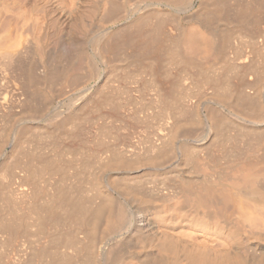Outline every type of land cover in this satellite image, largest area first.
I'll use <instances>...</instances> for the list:
<instances>
[{
	"label": "bare ground",
	"instance_id": "6f19581e",
	"mask_svg": "<svg viewBox=\"0 0 264 264\" xmlns=\"http://www.w3.org/2000/svg\"><path fill=\"white\" fill-rule=\"evenodd\" d=\"M238 30L249 35L264 30V0H0V113L14 119L13 141L30 126L49 132L54 127L49 116L68 123L93 101L96 85L128 64L150 70L167 95L168 78L160 79V68L177 57L189 68L190 62H220ZM247 49L229 56L234 61L225 72L202 77L211 92L192 102L190 115L196 116L188 119L187 104V113L184 106L178 120L166 121L169 133L160 127L150 156L134 161L116 155L101 165L94 205L56 189L33 208L44 235L35 257L79 229L82 238L76 245L73 240L77 258L68 252L59 263L54 255L50 261L264 264V76ZM200 64L194 67L205 70ZM234 71L240 73L237 80ZM69 91L77 93L70 101L75 107L62 118L56 106ZM230 127L235 134L223 133ZM109 169L113 176L105 174ZM147 177L157 179L152 178L154 199L143 192ZM28 185L19 192H31Z\"/></svg>",
	"mask_w": 264,
	"mask_h": 264
},
{
	"label": "rangeland",
	"instance_id": "374dc122",
	"mask_svg": "<svg viewBox=\"0 0 264 264\" xmlns=\"http://www.w3.org/2000/svg\"><path fill=\"white\" fill-rule=\"evenodd\" d=\"M245 32L246 31L238 30L230 35L231 37L229 38L226 47L228 53L222 57L223 59H221L220 62L213 60L204 64L200 61L202 66L206 65L205 70L203 69L199 71L202 68H196L197 65L200 64L199 62H196V64L195 62H190L192 63V65L189 64L191 67L196 66L194 68L190 67V69L186 66L188 63L180 62V59L177 60L178 57L176 58V62H173L174 64L169 68L167 65L165 66L164 64H161V67L163 65L165 68H160L161 71L159 77L160 79L164 78L166 80L168 78V92H172L168 93V96L162 94L163 91L161 88L159 89V85L157 84V86L151 79V76L149 75L150 70L148 71V74L146 73L147 70H145V68L141 67L142 70L140 69V71L138 65L137 67L136 65L130 66L131 64H128L127 66L116 67V70L113 69L112 72L109 73L106 81L100 82L98 87L96 85L93 101L83 107V109L79 111L80 113H76V115H74L75 117H71L72 119L70 118V120L69 118L66 119L69 121L68 123L64 120V123L62 122V124L61 116H49L52 118L51 120L54 126L49 132H45L42 130L43 128L38 127V130H36V127L32 128L33 126H30L29 128H32V131L30 130L28 132V128L22 134L23 136L21 135L18 137V139L21 138L20 140L17 139L18 141H13L17 138L16 133L13 131L14 134L12 135L11 133L13 132L10 131L14 124V121H12L14 119L11 116L9 117V115L5 118L7 114L3 113V115H1L2 113H0V116L2 117H0V264H58L59 261L64 259L62 257H65L68 252L76 259L77 255L80 253L75 246L76 241L78 242L79 237L82 236L79 229H77V233L73 230L75 232L72 231L73 233L70 235L65 234L64 239L62 242L58 243V245L51 244L52 247L50 245V248H48L49 251L44 254L45 257L44 255L42 258L40 257V259L35 257V250H37L38 246L44 240V235H42L43 231L41 232L38 224L39 222L37 221L38 219L36 218L38 213L36 214V212H34L36 210L33 208H39L42 205L41 203H43L45 199H49L56 189H60V191H64V193L68 190L69 192L66 191V194L68 193L69 195L72 192L70 194L71 196L74 195V197H79V199L84 201L87 200V203L94 205L95 202L98 201L99 195L95 194L97 190H95L96 187L93 183L96 178L95 175L102 173L99 171L104 169L101 165L105 164L108 159H113L116 155L134 161L136 159L144 160L146 157L150 156L153 152L149 147L152 141L156 139V136L158 137L157 133L161 131H158L160 127L163 128L162 131H164V133H167V129L164 130V123L166 121L173 122L175 119L178 120L179 117L182 116L181 112L185 107V111L183 112L187 113V109L191 106L194 107L195 105L192 102H198L199 99L211 92V86L209 88V85H204L205 83L203 79L209 77L208 75H215L219 71L225 72V69L227 70L226 66L228 67L229 65H232L234 61L229 58L233 53L241 55L243 50L248 48L247 50L250 51L249 56H251L252 53L251 57L253 58V61L257 64L259 63L258 67L261 68L260 71L262 72V76H264V43H257L258 39H264V30L261 32L259 31L258 34L254 33V35H251V33L249 35ZM254 43L255 45H253ZM192 61L195 60L192 59ZM211 63H215L216 65L214 64L213 66ZM183 64L184 67H182ZM208 64L210 65L209 67H207ZM185 66L189 69H185ZM207 70L208 72L210 71V73H208ZM161 72L163 74H161ZM235 73L236 72L234 71V74L231 75L233 80L240 78V73ZM228 74L232 73L230 72ZM198 80L203 81L200 83L204 86H201L200 83V86H198ZM190 87L191 89H189ZM239 88L244 89L241 87ZM206 89H208V91ZM67 95L68 96L65 95L64 101L56 106L57 110L61 109L60 111L63 114L62 118L73 109L71 107H75L70 101H72V98H74L77 93H70L69 91V93L67 92ZM69 96L71 97V100H69ZM180 96H183V99ZM188 98H191V100H188ZM160 103L161 105H159ZM61 104L64 105L62 106ZM193 107H191L192 110L190 109L191 112L189 110L188 115L186 114L187 117L189 116L188 119L196 116L193 115L195 114ZM176 108L179 109V111ZM167 110L171 112L169 113ZM191 113H193V116L190 115ZM179 114L181 115L179 116ZM50 115L52 114L50 113ZM56 117L60 121L59 122L57 119L56 122L58 121L59 125L62 124V129L58 124L56 125ZM195 118L196 117L193 119ZM10 123H12V125H9ZM226 128L225 131L227 132H224L223 129V133H226L227 135L235 134L234 129L230 127L232 130H230V128H228V130ZM6 131H10V135L7 134L8 132ZM26 132L27 134H25ZM226 134H224L225 137ZM147 136L148 138H146ZM164 138H167V135L166 137L164 136ZM146 148H149V150ZM6 153L10 154L7 156ZM112 156L114 157L112 158ZM147 170L152 171L151 169ZM33 171L34 173H32ZM111 171L112 170L109 169L105 174L113 176L115 170ZM31 174H34L35 176L33 175V177ZM147 178L148 180L143 179L145 181L142 182V187L145 186L144 188L146 190H143V192L150 198L152 197L151 199H154L156 195L155 192L153 193L154 188L152 187H154L157 179H155V177H151L150 179L149 177ZM152 178L156 181L152 180ZM149 180H152L154 183L149 182ZM16 182L18 183L16 184ZM20 182H24V186ZM28 184L33 185L29 186ZM25 185L29 186L27 187L31 192L29 191L23 195V192L19 191L22 187H26ZM92 185L94 187H92ZM15 186H18L19 188H15ZM19 193L23 195V198ZM113 194L117 195L116 192ZM91 201H93V203ZM115 237L119 238L121 235H119V237L115 235ZM252 238L253 237H249V240L255 242L256 240ZM74 239L75 245L73 244ZM109 242H113V240L110 239ZM52 255L59 258L57 260L58 263H53L49 260L51 259L49 257H52Z\"/></svg>",
	"mask_w": 264,
	"mask_h": 264
}]
</instances>
